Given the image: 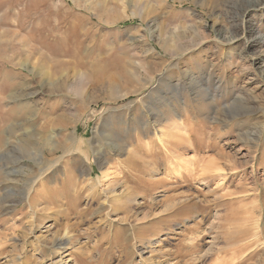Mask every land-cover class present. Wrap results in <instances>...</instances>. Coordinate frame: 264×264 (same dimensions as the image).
Masks as SVG:
<instances>
[{"label": "rangeland", "instance_id": "1", "mask_svg": "<svg viewBox=\"0 0 264 264\" xmlns=\"http://www.w3.org/2000/svg\"><path fill=\"white\" fill-rule=\"evenodd\" d=\"M0 264H264V0H0Z\"/></svg>", "mask_w": 264, "mask_h": 264}, {"label": "bare ground", "instance_id": "2", "mask_svg": "<svg viewBox=\"0 0 264 264\" xmlns=\"http://www.w3.org/2000/svg\"><path fill=\"white\" fill-rule=\"evenodd\" d=\"M205 168V167H204ZM206 169V168H205ZM203 169V171L205 170ZM207 170V169H206ZM205 172V171H204ZM202 175V174H201ZM69 242V241H68ZM55 244H56V248L57 247H61L63 244H65L63 241L59 240V239H56L55 238ZM57 251V250H56Z\"/></svg>", "mask_w": 264, "mask_h": 264}]
</instances>
